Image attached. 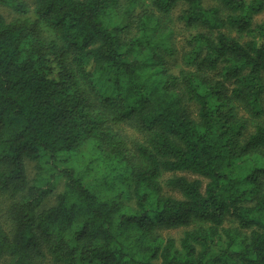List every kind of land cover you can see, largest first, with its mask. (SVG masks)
<instances>
[{"label":"trees","instance_id":"1","mask_svg":"<svg viewBox=\"0 0 264 264\" xmlns=\"http://www.w3.org/2000/svg\"><path fill=\"white\" fill-rule=\"evenodd\" d=\"M203 1L0 0V264H264V0Z\"/></svg>","mask_w":264,"mask_h":264},{"label":"rangeland","instance_id":"2","mask_svg":"<svg viewBox=\"0 0 264 264\" xmlns=\"http://www.w3.org/2000/svg\"><path fill=\"white\" fill-rule=\"evenodd\" d=\"M203 2L206 6H212V5H216L218 3L217 0H204ZM176 10L177 9H175L173 11V13H171V15H170L171 18H169V19H171V22H175L173 20L175 19L174 17L177 13ZM0 13L7 19H10L11 17L14 16L13 11H11L8 7H5L3 5H0ZM173 27H174L173 28V34H172L171 38H172V42L174 44L176 51H175V54L173 55V57H170L168 59V66L170 68H172L173 71H177V69L179 67L183 66V63L180 59V56H181V53L184 51V49L187 48L186 41L190 37V35L195 32V30L183 28L176 22L173 24ZM196 31H198V30H196ZM231 33H233V31H231ZM28 169L30 170V167H28ZM176 174L177 175H184L189 179H195V178L201 179L203 183L206 181L204 178H202L198 175L187 173V172H177ZM169 175H170V173H165L163 175V177H167ZM163 189H164L165 193L171 194L173 196H178V197L180 196L176 190L167 188L165 186L163 187ZM182 231H183L182 228L167 229V230H162L161 235L164 237L169 236V237H173V238L177 239L181 235Z\"/></svg>","mask_w":264,"mask_h":264}]
</instances>
